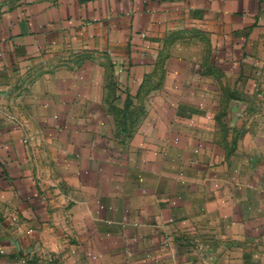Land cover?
I'll return each mask as SVG.
<instances>
[{
  "label": "crops",
  "instance_id": "crops-1",
  "mask_svg": "<svg viewBox=\"0 0 264 264\" xmlns=\"http://www.w3.org/2000/svg\"><path fill=\"white\" fill-rule=\"evenodd\" d=\"M0 264H264V0H0Z\"/></svg>",
  "mask_w": 264,
  "mask_h": 264
}]
</instances>
